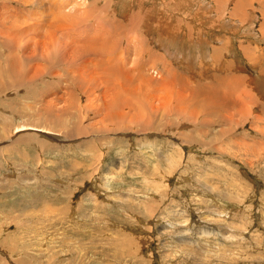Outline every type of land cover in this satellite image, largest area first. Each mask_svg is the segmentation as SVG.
I'll use <instances>...</instances> for the list:
<instances>
[{
  "label": "rangeland",
  "instance_id": "obj_1",
  "mask_svg": "<svg viewBox=\"0 0 264 264\" xmlns=\"http://www.w3.org/2000/svg\"><path fill=\"white\" fill-rule=\"evenodd\" d=\"M238 39L264 0H0V264H264Z\"/></svg>",
  "mask_w": 264,
  "mask_h": 264
},
{
  "label": "crops",
  "instance_id": "obj_2",
  "mask_svg": "<svg viewBox=\"0 0 264 264\" xmlns=\"http://www.w3.org/2000/svg\"><path fill=\"white\" fill-rule=\"evenodd\" d=\"M249 30V29H248ZM243 31V30H242ZM249 31H251V30H249ZM251 34V33H250ZM231 41H232V45H233V48L235 47V41H234V39L233 38H231ZM251 43L252 42H250V44H249V46L251 45ZM246 46H248V45H246V44H244V42H243V45H242V47H240V41H239V39H238V42L236 43V47H239L240 49H239V53H242V54H244L243 55V57L246 55V53L248 54V58H250V60H253V58H252V56H253V54L251 53V52H248L247 51V49H245V47ZM248 46V47H249ZM241 48H242V50H241ZM234 50V49H233ZM210 52H213V50L212 51H210ZM167 53V54H166ZM166 56L168 57V51H166ZM255 54H256V52H255ZM247 56V55H246ZM245 58V57H244ZM168 59H169V57H168ZM228 60V62H229V64H231V61H233V59H227ZM261 60H264V57L263 58H261V59H258L257 60V62H255L254 60V64H256V63H259ZM245 61H246V58H245Z\"/></svg>",
  "mask_w": 264,
  "mask_h": 264
},
{
  "label": "bare ground",
  "instance_id": "obj_3",
  "mask_svg": "<svg viewBox=\"0 0 264 264\" xmlns=\"http://www.w3.org/2000/svg\"><path fill=\"white\" fill-rule=\"evenodd\" d=\"M43 42V41H42ZM246 115V114H245Z\"/></svg>",
  "mask_w": 264,
  "mask_h": 264
}]
</instances>
